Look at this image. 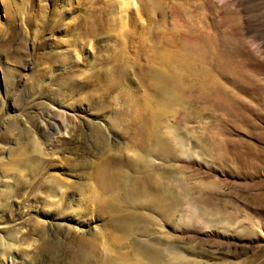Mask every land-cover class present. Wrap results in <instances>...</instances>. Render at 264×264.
Here are the masks:
<instances>
[{
    "label": "rangeland",
    "instance_id": "obj_1",
    "mask_svg": "<svg viewBox=\"0 0 264 264\" xmlns=\"http://www.w3.org/2000/svg\"><path fill=\"white\" fill-rule=\"evenodd\" d=\"M32 106L63 111L67 131L44 140ZM143 121L171 151L139 164L119 155L114 202L89 166ZM9 125L41 143L43 164L14 172L0 200V233L16 243L8 264H143L140 245L203 264L264 262V0H0V135ZM77 165L81 186L64 172ZM148 186L169 210L148 204ZM73 190L83 208L100 211L103 192L115 205L84 241L53 222Z\"/></svg>",
    "mask_w": 264,
    "mask_h": 264
},
{
    "label": "bare ground",
    "instance_id": "obj_2",
    "mask_svg": "<svg viewBox=\"0 0 264 264\" xmlns=\"http://www.w3.org/2000/svg\"><path fill=\"white\" fill-rule=\"evenodd\" d=\"M27 113H28V116L30 118V122L37 129V131L43 136L44 140L45 139L46 140L51 139L53 135H58L60 133H64L67 131V128H68L67 123L65 121H63L62 119L58 118V116L64 117L63 111L62 112L59 111L56 113L57 115H53L52 112L48 111L46 108H40L39 106H32L29 108ZM150 121L152 123L154 122V120L152 121L151 119H150ZM143 122L144 123L138 124V126L139 125L140 126H139V128L137 126L138 129H135V130H134L135 125H134L133 130H132V134L129 137L124 138V140H120V139L115 138V137H110L111 143L109 141L104 142L105 145L102 147L103 152L100 154V159H99L101 162L99 161L100 163H98V164L92 163L95 165V167L89 166L90 168H93L92 170L91 169L88 170L89 176L93 177L94 180L96 179V183L98 182V184L100 185V188H102L103 191L107 190L106 193L108 191L110 193L111 192L113 193V194L111 193L110 198L114 202L115 201L121 202V197H120L121 195H118V193L116 192L117 191L116 188H118V186H116V188H115V185L118 184L115 182L117 180L116 178L118 176H121V173L119 172L120 175H118V176H117V174L111 173L113 168L110 171L109 170L110 168L108 169V166L110 167L112 162L113 163L116 162L114 164L117 166H120V168H121L123 162H122L121 158H118L119 155L121 156V155H125V154L129 153L133 156V159L137 162V164H139L141 162L143 163L144 159H146L147 156L148 157H156V156L160 155V157H167V156H169V153L171 151L169 149L170 146H166V145H164V143H162L163 141H161V138H159V136H158L160 134V132L158 133L157 130L154 129L155 127L151 125L152 123L150 124L148 121H146V122H148L149 124L145 123V121H143ZM155 123L156 122H154L153 125H155ZM11 125L6 127L7 131L5 134H7V136L0 135V200H3V201L4 200L6 201L9 194H10L9 188L11 187V182L14 180V176H13L14 172H15V174L16 173L18 174V172L19 173L21 172L20 170L23 171L25 169L28 171H31V172H35L43 164L42 163V156H41L43 149L41 150V148H42L41 143L38 142L35 138V139H32L31 141L26 142L24 144L23 142H25V141H23V142L20 141L21 138L19 139L18 133L15 131L16 129L12 128ZM157 129H159V128H157ZM165 143L167 144V142H165ZM121 144H123V146H121L120 149H115L118 145H121ZM116 152L118 153V155L114 154ZM112 155L116 156V158H115L116 161H113ZM147 159H146V161H147ZM84 169H83V166L77 165L75 167H72L71 170H68L67 168L64 169V172L67 173V176L69 178H72V179L74 178V180L72 181L71 184L81 186L80 181L81 180L83 181L86 179L84 177V172H83ZM118 171H120V169H118ZM145 175L146 174H144V176ZM152 183L153 182H151V185H152ZM146 184H149V183L146 182ZM151 185H150V187H152L154 184L152 186ZM159 186H161V184ZM74 187L76 190H78L76 186H74ZM150 187L148 188V190L153 192L154 191L153 189H155L154 187H156V186L154 185V187L152 189L153 191L150 189ZM136 188L137 187L133 188L132 185L130 186L129 192H128V195L130 197H134L135 195H137V193H139L138 189L136 190ZM124 190H123V193H124ZM144 190H145V188H144ZM144 190H143V192H144ZM162 191H164V190H162ZM168 191H170V189ZM167 192H165L164 195H166ZM103 193H105V192H103ZM103 193H101V194H103ZM146 193H148V191H146ZM170 193H172V192H170ZM170 193L168 192V194H170ZM101 194H100L99 199H98L99 200L98 201L99 207L97 206L98 209H100V211L95 212L94 209H88L87 207L86 208L84 207L85 208L84 209L82 206H80L82 204V201H83L81 198V193H77V191L73 190L72 193H70L67 196L66 201L61 204V212L56 213V215H54L56 218H55V221H53V222L55 223L57 221V222L64 224L65 226H61V227L65 228V230L67 232H70L72 235H74V238H76L77 240L84 241V240H86V237H89L91 235H96V233L99 232V231L96 232V230H95L97 224L99 222H101V220L102 221L104 220L101 218V216H99L98 212H102L103 210L108 211V209L113 210L112 206L113 207L115 206L110 201L111 199L109 200V198H108V200H107L103 197L104 195L102 196ZM139 194L142 195V193H139ZM172 195L170 197L173 198ZM95 196H96V194H95ZM138 196H140V195H138ZM150 197H151V195H150ZM165 197H163V193L160 192L158 189V190H155V193L153 194V199L151 200V198H150L151 201L149 203H148V200H145V201H147L148 204L154 206L159 211L164 213V211L169 210V208L171 207L170 206L171 204L169 205L166 202L161 203V201H163V198H165ZM147 198H149V197H147ZM167 199H168V197H167ZM175 200H177V199H174V201ZM176 202H174V203L176 204ZM172 206H173V204H172ZM127 216L124 218H121V220H118V224L116 222V224H117L116 226L118 229H122V231L129 229L130 223H128L129 222L128 220H131V218L133 217V214L129 215L128 217ZM56 225H58V223H56ZM53 226H55V225L53 224ZM116 226H115V228H116ZM130 226H132V225H130ZM71 238H72V236H71ZM74 238H72V239H74ZM14 244H16V243H13V240L11 238H7L5 236H2L0 233V264H8L9 263V258L12 256V252L15 248ZM136 249H138L140 256L143 258V262L145 260L146 262H144V263H147V264H160L161 262L169 261V260L173 261L172 264H176V263L177 264H203L202 261L200 262L197 260H190V259H187L183 255L182 256L177 255V256L171 258L168 254L166 255L164 252H161V251H158L157 249H153V248L146 247L143 245L137 246ZM136 252H137V250H136ZM140 256L138 258H140ZM259 264H264V262L259 263Z\"/></svg>",
    "mask_w": 264,
    "mask_h": 264
}]
</instances>
